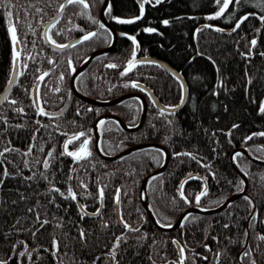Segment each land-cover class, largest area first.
Returning <instances> with one entry per match:
<instances>
[{
  "label": "trees",
  "instance_id": "1",
  "mask_svg": "<svg viewBox=\"0 0 264 264\" xmlns=\"http://www.w3.org/2000/svg\"><path fill=\"white\" fill-rule=\"evenodd\" d=\"M102 1L89 0L92 6L86 10L85 15H80V10L69 6L55 26L49 29V37L60 44L68 43L89 31L102 33L98 39L85 41L71 50L61 52L48 48L42 32L48 20L57 13V3L64 0H53L51 7L37 4V7L45 8L46 15H43L42 20L31 7L30 0H11L10 8L0 7V93L8 84L12 72V46L7 32L9 19L23 41L19 44L21 60L18 82L8 99L0 106V150L5 146L19 149L18 153H8L7 159L20 164L24 176L31 175L33 171L37 173L33 181H24L20 177L8 178L3 188H0V258L9 259V264H32L27 257L17 255L24 250L23 244H20L23 241L28 245L29 251L40 248L38 254L32 253L34 264H58L50 251L45 252L43 249L51 250L52 235L62 241L64 233L68 234L70 241L71 237L77 236V230L73 226L75 222L90 234L86 247L82 248L78 242L71 241L77 264H93L97 256L101 259L95 260V264H113L107 258V253L112 248L114 235L120 236L126 232L115 215L114 198L116 189H120L121 218L133 227L140 228V231L126 232L127 243H121L117 249L116 259L119 264H152L148 259L149 255L155 264H168V261L177 259V248L172 243L173 240L179 241L181 246L186 245L185 264H217L216 252L221 253L219 264H248L247 260H240L247 242L245 230L249 231L247 246L255 249L260 245V252H253L257 264H264V242L256 239L257 234L264 235V223H261L264 220V181L260 180L264 175V166L250 162L243 155L235 160L248 177L247 196L253 201L254 208L249 206L243 196L224 211L217 214L188 215L180 228L162 232L150 222L139 203L141 181L152 170L161 166L162 151L151 148L140 150L119 161H105L94 152L92 128L96 118L110 113L119 116L127 125L135 126L141 113L138 99H128L115 106L103 108L79 100L70 89L72 68L77 69L92 51L103 49L111 42L112 36L108 37L98 27ZM109 2L112 5V14L106 17L118 34L115 47L111 52L93 59L77 77V89L91 99L103 101L116 99L127 92H139L146 97L149 108L144 125L136 132H125L114 121H107L102 128L101 151L106 155H116L130 146L150 142L168 149L170 162L167 168L162 175L151 180L147 188L152 211L161 223L174 224L185 209L196 206L194 201L192 204L184 203L179 194V185L190 174L192 177H207L208 195L202 197L199 207H217L229 196L243 189L240 184L242 178L231 167V153L236 148H244L253 156L264 159V137L256 136L245 143L247 136L264 131V114H259V106L264 102V56L260 55L264 52V25L259 19L250 17L240 29L230 31L243 15L254 12L259 16L264 14V10L257 6V0H244L240 5H230L224 16L208 20L207 17L214 16L219 9L215 0H164V3L157 6L146 4L142 19L133 24L121 25L113 20V16L134 19L139 15L138 2ZM9 10L13 12L11 18L6 16ZM74 11L77 15H73ZM93 20L97 23L94 24ZM164 20H168L169 25L165 26L162 23ZM148 27L156 31L145 32L143 29ZM215 28L230 32H217ZM121 33L136 37L139 44V55L136 54V58H159L183 74L189 87V98L180 112H164V115H160L161 110L154 106L150 96L139 87H131L132 82H139L148 86L165 106L178 105L183 96L180 82L158 65L150 62L139 63L128 75H120L127 60L131 58L134 47ZM252 39L257 40L255 48L250 45ZM249 49L251 54L246 59L241 53L248 54ZM49 58L55 60L56 64H49ZM69 60L72 61L71 68L68 65ZM108 63H116L119 67L109 69L105 67ZM43 72L50 74L41 81L38 88L40 108L52 117L60 114L59 118L37 114L32 89ZM61 76L64 77L63 80ZM249 80L252 81L251 84L248 83ZM125 84L128 87H124ZM13 99L17 101L16 105L8 102ZM16 108H23V113L16 112ZM88 108L92 111H87ZM77 111L80 115H76ZM72 121L74 123H70ZM132 121H135L134 125ZM234 124L239 127L233 129ZM80 131L88 133L93 155L80 164L74 163L70 157H59L52 162V170L49 172L52 177L51 184L40 179L41 167L34 163L35 160L43 161L46 158L45 153L53 147L56 149L54 155H58L62 151L63 142L74 132ZM230 131L231 136L227 135ZM64 132L67 133L66 136L61 135ZM33 136L35 140L32 139ZM30 144L35 145L33 153L27 157L22 156ZM79 144L80 141H76L69 146V150H75ZM185 151L196 155L201 164L209 167H201L190 157L174 158L175 152ZM23 160H28L30 167H24ZM8 168L10 172H15L11 164ZM70 169L73 170L71 174L74 179L67 181L66 174ZM80 180L88 184L91 196H79L84 191L77 187ZM186 180L188 182L185 184L184 194L192 200L203 190L205 182L190 177ZM69 184L78 193L77 202L51 193L61 209L47 203L49 188L57 187L66 192ZM97 188H104L105 193L101 215L86 216L84 220H80L78 203L84 204L88 213L99 209ZM20 193L27 198L21 199ZM14 200L17 203L13 204ZM37 201L46 205L44 211L48 213V218L53 213L62 217L64 227L53 228L52 225H47L33 236L32 231L39 225L34 223V213H29L27 209L35 206ZM36 211H41V208L37 207ZM250 213L257 215L254 230L249 228L252 219ZM17 219L20 224L13 228L12 225ZM105 222L108 224L107 228L103 227ZM225 224L228 225L227 228L224 227ZM145 235L146 239L140 238ZM205 244L212 251H207ZM13 245H16L15 251ZM61 248L63 250V244ZM37 255L41 259H36ZM203 256L208 259H201ZM64 264H68L66 257Z\"/></svg>",
  "mask_w": 264,
  "mask_h": 264
},
{
  "label": "snow or ice",
  "instance_id": "2",
  "mask_svg": "<svg viewBox=\"0 0 264 264\" xmlns=\"http://www.w3.org/2000/svg\"><path fill=\"white\" fill-rule=\"evenodd\" d=\"M244 2V0H215V4L219 6V10L215 13V15H209L207 17L208 20H213V19H217L220 18L222 16L225 15L226 11L229 9L230 5H240ZM53 3V0H30V4L31 7L35 9V13L37 16H40L41 20L43 19V15H46L45 12V8H41V7H37V4H44L45 7H51ZM139 3V15L136 16L134 19H121L119 17H115L113 16V20H115V22L117 24H133L135 23L137 20H140L143 18L144 14H145V4H152V6H157L159 4L164 3V0H138ZM11 5V0H0V7H8L10 8ZM71 6L74 9H78L79 14L80 15H85L86 10L90 9V7L92 6L91 3L89 2V0H64V2L62 3H57V6L55 8V11L57 12L58 15H62L66 12L67 8ZM257 6L260 7L262 10H264V0H257ZM105 14L106 15H111L112 14V5L111 2H109L106 6L105 9ZM73 15H77V12L74 11ZM7 18H11L13 16V12L11 10H9L6 14ZM250 17H255L257 19H259V21L261 22L262 25H264V14L256 16V14L254 12H249L248 14L243 15L241 18H239V20L235 23V27L232 29L233 32H235L237 29L241 28V25L244 24L245 21H249ZM17 22L19 23V20H17ZM58 22V21H57ZM71 22V21H69ZM94 24L97 23L95 20L92 21ZM165 26L169 25V21L168 20H164L162 22ZM53 27L55 26L54 24L52 25ZM99 29L103 30V33H106L108 37L112 36L111 31H109L105 25L103 23H99L98 25ZM204 27H211L210 25H204ZM145 32L147 33H152L155 32L156 29L148 27V28H144L143 29ZM81 31H83L81 29ZM199 31V30H198ZM215 31L217 32H223L224 30L221 28H215ZM7 32L9 34V38H10V43L12 46V74L15 76L18 72L17 70V62L20 59V52L17 50L18 49V44L22 43L23 41L20 40V38L17 35V29L16 27L11 23V20L9 19V23L7 25ZM59 34V33H57ZM101 32L98 31H89L86 34L83 35L82 40L78 41L79 43H83L85 41H91L93 39H98L101 36ZM33 35H35V32L33 31ZM45 37H46V42L49 43L51 46H53V50H64L71 47H75V44L69 45V44H60L57 43L54 39H52L51 37H49L47 35V32H45ZM122 36H125L126 39H128L129 41L132 42V44L134 45V47L131 50V58L127 60L126 62V66L124 67V70L120 73L121 76H125L128 75L137 65V63H143L144 61H137L136 59V54L137 51L139 49V44L136 41V37L134 35H127L126 33H121ZM33 44H35V41H32ZM250 45L252 48H255L257 46V40L256 39H252L250 41ZM251 54V49H249V53L245 54V53H241L242 56H244L246 59L250 56ZM261 56H264V52L260 53ZM31 58V57H29ZM87 62V61H85ZM48 63L49 64H56V61L49 58L48 59ZM154 63V62H151ZM68 65L71 68L72 67V61L69 60L68 61ZM27 67V65H25V68ZM105 67L109 68V69H116L119 67V65H117L116 63H108L105 65ZM37 71H39V69H37ZM217 71H219V69H217ZM72 72L75 73V69L72 68ZM50 73L49 72H43L40 76H39V80L43 81L44 78L46 76H48ZM63 76H61V80H63ZM177 79L179 80V77H177ZM251 80L248 81L249 84H251ZM7 83L9 85H12L14 83V81L12 79H9L7 81ZM124 87H128L127 84L124 85ZM131 87L132 88H138L140 87L139 84H137L136 82H132L131 83ZM185 86L183 83H180V88L183 89ZM56 91H59V89H56ZM141 91H144V89L141 88ZM215 94V93H214ZM151 95V94H149ZM5 100H7V97H4ZM10 104L12 105H16L17 101L15 99L8 101ZM183 104V96L181 97V104L180 105H175V106H169L172 111L169 112V114H174L175 110L177 108H179L180 106H182ZM16 112L18 113H23V108H16L15 109ZM87 111H92L91 108H88ZM38 115H42V116H49V118H59L60 114H56L55 117H52L50 114L46 113L45 110L43 108H39L37 111ZM259 114H264V102H262L259 106ZM76 115H80V112L77 111ZM160 115H164L163 110L161 111ZM36 123H40V121H36ZM70 123H74V121L70 122ZM104 121H100V124H103ZM169 124H171V121L168 122ZM132 124H135V121H132ZM43 126V125H42ZM16 127H21V125H16ZM58 127V126H57ZM153 127H155L153 125ZM239 125L238 124H234L232 126L233 129L238 128ZM37 131H39V129H37ZM61 135H67L66 132L61 133ZM213 135H215V133H213ZM227 135L231 136V131L229 133H227ZM264 137V131H261L259 133H253L252 135H249L245 138V143L248 140H252L253 137ZM33 140H35V136L32 137ZM76 141H80L79 146L75 149L70 151L69 150V146L70 145H74ZM35 148L34 144H30L28 146L27 151L23 152L21 155L24 157H27L29 155H31L33 153V149ZM41 151H43V149H41ZM158 152H161V150H157ZM10 152H20L19 149H15V148H11L8 146L3 147L2 150H0V188H3L4 183L6 181V179L11 178V179H16L17 177H20L22 180L24 181H33L36 179L37 177V173L35 171L32 172L31 175L28 176H24L23 175V169L21 168L20 164H17L15 161L13 160H8L7 159V154ZM54 153H56V149L55 147L51 148L49 151H47L45 153L46 158L43 161L40 160H35V164H39L41 167V171L39 172V178L42 179L43 181L48 182L49 184H51L52 182V177L49 175L50 170H52V162H54L55 160H57L59 157H70L72 158L73 162L76 164H80L82 161H86L89 157H91L93 155L92 151L90 150V138L88 137V133L85 131H80L78 133H73L70 137L67 138V140L65 142H63L62 144V151L58 153V155H54ZM161 154H163L161 152ZM174 158H179V157H190L192 160H196V162L201 166V167H209V165L207 164H201L200 160L197 159L196 155L189 153L187 151L185 152H175L174 154ZM242 153L237 152L234 154V156L232 157L233 161L235 162L237 157H241ZM181 163H183V161H180ZM23 166L24 167H30V162L28 160H23L22 161ZM11 164L14 168H15V172H10L8 165ZM31 170V168H30ZM73 170L70 169L69 173L66 174V180L67 181H72L74 179L73 175L71 174ZM190 178L191 179H202L205 183H204V187L203 190L200 191L198 194H196L192 200H190L188 198V196H186L184 194V187L185 184L188 182L187 180L183 181L180 185H179V194H180V199L184 201V203L186 204H192L193 201L196 204V206H200L201 205V199L202 197L208 195V186H207V177H192L190 174ZM153 179H155V177H153ZM261 181H264V175H262L260 177ZM98 183V182H97ZM231 183V182H230ZM240 184L243 185L244 181L241 180ZM29 187H31V185H28ZM77 187L83 189V193H80L79 196H83L84 198H87L88 196H91L92 193L88 191V184L84 183L83 180L79 181V184L77 185ZM105 187H107L105 185ZM17 191H19L17 189ZM120 189H116V196H115V204L118 206L120 204V198H119V193H120ZM48 193H49V198L47 203L48 204H52L54 205V207L56 209H61V205L56 203V197L50 195L51 193H56L58 194L60 197H62L65 200H69L71 202H77L78 201V193L74 190V187L69 184L66 188V192H62L60 188L57 187H51L48 189ZM97 193H98V200L101 204H103L104 201V188H97ZM21 199H26L27 197L24 196L23 193H20ZM141 198H143V194H141ZM243 199L245 201L248 202L249 206L254 208L255 205L253 204V201L251 200V198L247 195H245L243 197ZM13 204L17 203V201H12ZM39 207L41 208V211H36V208ZM77 207L79 209V216H80V220H84L86 216H100V210L97 209L95 212L93 213H87L85 211L86 206L84 204H77ZM46 208V205H41L39 201H37V204L33 207H29L27 209V211L29 213H34V223L38 224L39 227L35 229V231H32L31 229H29V231H32V235L35 236L36 232H39L41 229L45 228V226L47 225H52L53 228H63L64 227V222H63V218L62 217H57L55 213L52 214L51 218H48V213L46 211H44V209ZM201 211H206V208H201ZM66 211V209H65ZM252 216L251 221L249 222V228L250 229H255V224L254 221H256L257 219V215L255 213H250ZM57 221L56 223H53V221ZM121 223L123 225V229L126 230V232H139L140 228L138 227H133L130 223L123 221V219L121 220ZM159 224L160 227H171V224H164L161 222H157ZM261 223H264V220H261ZM20 224V220L17 219L15 221V223L12 225L13 228H16V225ZM73 226L76 228L78 235L77 236H73L71 237V241H76L80 244V246L86 247L87 243H88V238H89V232L84 229L83 227H81L78 223L73 222ZM183 226V224L181 225ZM104 228L108 227V224L105 222L103 224ZM225 228L228 227L227 224L224 225ZM17 231H19V229H17ZM125 234H122L120 236H115L114 234V239L112 241V248L110 249V251L107 253V258L113 261V264H119V261L116 259L117 256V249L120 248L121 243H127L128 237ZM11 233H8V235H10ZM50 235H52L50 233ZM249 235L248 230H245L244 232V236L245 239L247 240V237ZM7 238V235H5V239ZM141 239H146V235L140 237ZM213 239H216L215 237H213ZM256 239L264 242V235L261 234H257L256 235ZM71 241L68 239V234L64 233V239L63 241L58 239L57 237H55L54 235H52V240H51V250L49 249H43L45 252H49L50 251V255L52 256L53 259L58 260V264H64V258L66 257L68 259V264H77V258L75 256V252L72 251V247H71ZM172 243L174 245H176L177 248V259L174 261H168V264H185V260L187 259L185 252H186V245L185 246H181L179 241L173 240ZM20 244H23L24 246V250L23 251H19L17 253V255L19 257H27L28 261L32 262V264H34V259H33V255L32 253H39L40 248H33L31 249V251H29L28 245L24 244L23 241L20 242ZM63 244V250L61 248V245ZM205 249L207 251H212V249H210L206 244L204 245ZM16 250V245H13V251ZM260 252V245H257L255 249H253L251 246H246L244 251L241 253L240 256V260L244 261L247 260L248 264H257V260L256 258L253 256V252ZM71 252V255H70ZM194 255H198L195 254ZM216 258H217V264H219V257L221 255V253L216 252L215 253ZM36 259H41L39 257V255H37ZM101 257L97 256L95 258V260H100ZM148 259L150 261H152V264H155V261L152 259V256L149 255ZM162 259H164V257H162ZM201 259L207 260L208 257L207 256H203L201 257ZM95 260L93 261V264H95ZM0 264H9V259H4V258H0Z\"/></svg>",
  "mask_w": 264,
  "mask_h": 264
},
{
  "label": "water",
  "instance_id": "3",
  "mask_svg": "<svg viewBox=\"0 0 264 264\" xmlns=\"http://www.w3.org/2000/svg\"><path fill=\"white\" fill-rule=\"evenodd\" d=\"M138 2V0H136ZM102 6H101V9H100V16H99V21L100 23H103L105 25V27L111 31L112 33V39H111V42L109 44V46L107 47H104L103 49H98V50H94L92 51L91 54L87 55L86 58H84L82 60V63L77 67V69H75V73L72 74V77H71V83H70V89H72V93L74 94V96L76 98H78L79 100L83 101V102H86L87 104L91 105V106H99V107H103V108H106V107H110V106H115L116 104H119V103H122V102H125L127 101L128 99H138L139 102H140V107H141V113H140V120L138 121V124H136L135 126H131V125H127L123 119H121L119 116H115L113 114H110V113H106L104 115H101L99 116L98 118H96V122L94 123V126L92 128V131H93V149H94V152H96V154H98V156L105 160V161H119L120 159L122 158H125L127 156H129L130 154L132 153H135V152H138L140 150H146V149H159L163 152V162L161 164L160 167H158L157 169H154L151 171V173L147 174L143 179H142V183H141V186H140V189H139V203H141V206L143 207L144 211H145V214H147V217L148 219L150 220V222L152 224L155 225V227L157 229H159L160 231L164 232V231H167V232H170V231H175V229H178L181 227V225L183 224L182 222L184 221L185 217L188 216V215H196V214H202V215H206V214H217L218 212H221V211H224L225 209H227V207H229L231 204H233L234 202L238 201V198H241L245 195L248 194V177L245 176V174L241 171V169L237 166V164L233 161L232 157L234 156L235 153L237 152H240L242 153L243 156L247 157V159L254 163V164H258V165H261V166H264V159H261L259 157H255L253 156L247 149H244V148H236L230 155V164H231V167H233L234 171L239 175L240 178H242V180L244 181V184H243V189L241 191H238L237 193L229 196L223 203L217 205V207H214V208H206L207 210L206 211H201V207H198V206H195V207H190V208H187L185 209V211H183V213L175 220L174 224H171L172 226L169 228V227H160L159 224L157 223L158 220L156 218V215L155 213L152 211V207H151V203H149V199H148V192H147V188L148 186L151 184V180H153V177H158L160 175H162V173L165 171V169L167 168L169 162H170V153L168 151V149H166L163 145H160V144H157V143H139V145H133V146H130L129 148L123 150L122 152H119L118 154L116 155H106L104 154V152L101 151V148H100V139H101V136H102V128L103 126L106 124L107 121H114L115 123H117L120 128L122 130H124L125 132H136V131H139V129L144 125L145 121H146V116H147V113H148V102H147V99L146 97H144L143 94L139 93V92H127L126 94L124 95H121V96H118L116 97V99H111V100H99V99H91L85 95H83L79 89H77V86H76V80H77V77L79 75H81L87 68V66L93 61V59L97 58V57H100V56H103L104 54H107L109 52H111L114 47H115V43L117 41V38H118V34L116 32V29L114 28V26L112 24H110L107 20V17H106V14H105V9H106V6L107 4L109 3V0H103L102 1ZM139 4V3H138ZM146 5V4H145ZM63 16L62 15H58L57 13L55 14L54 17H52L50 20H48V22L45 24V27L43 29V32H42V37L44 39V42L45 44L48 46V48H53V46H51L49 43L46 42V37H45V32H47V35L49 36V29L52 27L53 24H56L57 21H59V19ZM225 32H230L232 31V29L229 31V30H224ZM82 37H79V38H74L72 39L70 42L68 43H65V44H69V45H72V44H75V45H78V44H81L79 43L78 41L82 40ZM71 48L73 47H69L67 49H64V50H56V51H68V50H71ZM19 52H20V48H19V44H18V49H17ZM139 53V49L137 51V55ZM137 61H144L143 63H146V62H154L153 64H156L158 65L162 70H164L167 74H171L173 75L176 79L177 77H179V82L180 83H183L184 84V88L182 89V95H183V104L182 106H180L179 108H177L175 110L174 113H178L180 112V110H182L186 105L187 101H188V98H189V87H188V84L183 76V74H181V72H178L176 69H174V67L159 59V58H153V57H149V56H146V57H137L136 58ZM20 60H18L17 62V74L14 76L11 72V75H10V78L9 79H12L14 81V83L12 85H9L7 84L6 87L1 91L0 93V106L3 104L4 101H6L4 99V97H9V95L11 94V91L13 90V88L15 87V85L17 84V79L19 77V73H20ZM87 61V62H85ZM139 64V63H137ZM12 71V70H11ZM137 84H139V88H142L144 89V92L150 96L153 104L155 107H157V109L159 110H163V112H166V113H169L172 111V109L169 107V106H165L164 104L161 103V101L159 100V98H157V96H155L154 92L148 87V86H145L139 82H136ZM41 84V81L39 80V78L37 79V81L35 82L34 86H33V100L35 101V105L37 107V109L40 108V104H39V101H38V88ZM151 94V95H149ZM181 104V101L178 105ZM100 121H104L103 124H100ZM190 176L188 177H185L183 179V181H185L187 178H189ZM141 194H143V198H141ZM80 204V203H79ZM102 207L103 205L100 203V207H99V210L101 212L102 210ZM86 211V210H85ZM87 212V211H86ZM88 213V212H87ZM115 215H116V220L117 222L119 223L120 226H122V223H121V215H120V204L117 206H115ZM95 217V216H93ZM249 232V231H248ZM248 239H249V235L247 237V242L245 244V247L248 245ZM244 247V249H245Z\"/></svg>",
  "mask_w": 264,
  "mask_h": 264
},
{
  "label": "rangeland",
  "instance_id": "4",
  "mask_svg": "<svg viewBox=\"0 0 264 264\" xmlns=\"http://www.w3.org/2000/svg\"><path fill=\"white\" fill-rule=\"evenodd\" d=\"M219 10V9H218Z\"/></svg>",
  "mask_w": 264,
  "mask_h": 264
}]
</instances>
